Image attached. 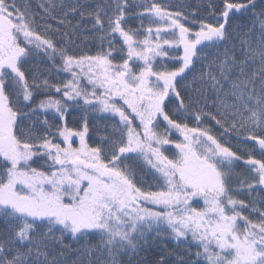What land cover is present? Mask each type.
<instances>
[{
  "label": "snow or ice",
  "instance_id": "1",
  "mask_svg": "<svg viewBox=\"0 0 264 264\" xmlns=\"http://www.w3.org/2000/svg\"><path fill=\"white\" fill-rule=\"evenodd\" d=\"M0 264H264V0H0Z\"/></svg>",
  "mask_w": 264,
  "mask_h": 264
},
{
  "label": "trees",
  "instance_id": "2",
  "mask_svg": "<svg viewBox=\"0 0 264 264\" xmlns=\"http://www.w3.org/2000/svg\"><path fill=\"white\" fill-rule=\"evenodd\" d=\"M172 2H173V3H179V2H181V0H172ZM184 2H186V3H193L194 0H184ZM69 119L71 120V117H69ZM253 195L255 196L256 194L253 193ZM242 198L245 199V200L250 199V197L247 196V195H244Z\"/></svg>",
  "mask_w": 264,
  "mask_h": 264
}]
</instances>
